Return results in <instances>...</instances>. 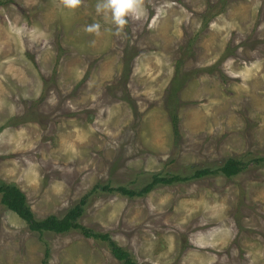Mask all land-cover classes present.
Wrapping results in <instances>:
<instances>
[{
	"label": "rangeland",
	"instance_id": "rangeland-1",
	"mask_svg": "<svg viewBox=\"0 0 264 264\" xmlns=\"http://www.w3.org/2000/svg\"><path fill=\"white\" fill-rule=\"evenodd\" d=\"M102 2L0 0V182L37 219L84 198L77 222L134 264H264V0H141L122 27ZM153 174L182 179L116 190ZM46 250L124 264L77 228L30 230L0 193V264Z\"/></svg>",
	"mask_w": 264,
	"mask_h": 264
},
{
	"label": "trees",
	"instance_id": "trees-1",
	"mask_svg": "<svg viewBox=\"0 0 264 264\" xmlns=\"http://www.w3.org/2000/svg\"><path fill=\"white\" fill-rule=\"evenodd\" d=\"M220 170L226 175L231 176L236 174L240 168L238 163L233 159H228L225 161L224 165ZM207 172V169H200L194 171V174L191 176H200ZM184 178V177H183ZM182 179L177 175H167L160 176L159 174H153L151 180L147 182L140 190L136 193L130 189L119 186L116 190L120 191L126 196H132L134 194L141 195L147 192L152 186L157 183H171L173 180ZM106 190H111L112 188L108 185L102 187ZM0 193H1V202L15 214H17L21 219H23L28 228L32 231L42 233L44 231H50L53 233H63L68 231L71 228H77L80 232L89 238L99 240L101 242H106L107 247L109 248L110 253L117 260H121L124 264H134V261L131 258V255L123 250L120 246L116 244L115 241L111 240L107 233H99L97 231H92L91 228L83 226L77 222V218L81 215L84 205V198H81L79 202L70 208L64 215L58 217L54 214L45 216L44 218L37 219L34 217V214L26 203L24 194L18 189V187L13 183H3L0 182ZM48 250L44 252V256L40 261V264H47Z\"/></svg>",
	"mask_w": 264,
	"mask_h": 264
},
{
	"label": "clouds",
	"instance_id": "clouds-1",
	"mask_svg": "<svg viewBox=\"0 0 264 264\" xmlns=\"http://www.w3.org/2000/svg\"><path fill=\"white\" fill-rule=\"evenodd\" d=\"M79 3V0H64L66 7L74 8ZM101 9L111 10L113 22L119 26H124L127 21L126 16L131 18H138L144 14V8L141 0H103L102 3H97L96 10L100 12ZM100 25L92 23L85 26V31L97 32Z\"/></svg>",
	"mask_w": 264,
	"mask_h": 264
}]
</instances>
